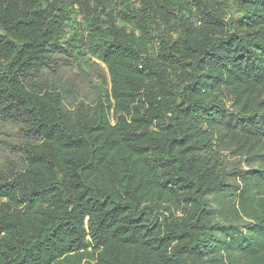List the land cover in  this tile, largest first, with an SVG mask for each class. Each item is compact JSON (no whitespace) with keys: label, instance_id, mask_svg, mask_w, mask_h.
Instances as JSON below:
<instances>
[{"label":"trees","instance_id":"obj_1","mask_svg":"<svg viewBox=\"0 0 264 264\" xmlns=\"http://www.w3.org/2000/svg\"><path fill=\"white\" fill-rule=\"evenodd\" d=\"M0 264H264V0H0Z\"/></svg>","mask_w":264,"mask_h":264},{"label":"rangeland","instance_id":"obj_2","mask_svg":"<svg viewBox=\"0 0 264 264\" xmlns=\"http://www.w3.org/2000/svg\"><path fill=\"white\" fill-rule=\"evenodd\" d=\"M93 62L95 65L92 66V74L90 75L82 73L78 65L70 57L65 58L61 62L63 67L61 80L71 84L76 90V96L80 99H91L96 92L94 86L96 85L95 79L98 73H101L102 70V73L105 74V72H103V66L98 61L94 60Z\"/></svg>","mask_w":264,"mask_h":264}]
</instances>
